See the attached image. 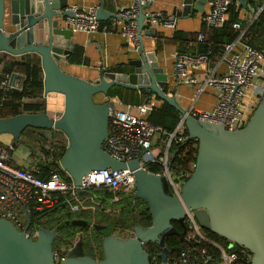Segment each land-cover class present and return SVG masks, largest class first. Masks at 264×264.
I'll use <instances>...</instances> for the list:
<instances>
[{"label":"water","instance_id":"95a60500","mask_svg":"<svg viewBox=\"0 0 264 264\" xmlns=\"http://www.w3.org/2000/svg\"><path fill=\"white\" fill-rule=\"evenodd\" d=\"M208 1L211 0H181L182 8L174 6V15L203 11ZM237 1L247 7V0ZM151 4L149 0L138 5L135 17L138 57L130 60V71L101 68L99 77L90 81L67 73L60 65L74 47L69 40L73 30L63 21L64 17L74 16L68 0H9L7 22L5 0H0V51L14 55L39 54L44 94L57 92L64 96L63 110L56 116L44 108L39 112L0 117V135L10 133L15 145L22 131L25 134H32L35 129L41 133L43 129L62 131L67 137V146L61 165L76 185L93 169L133 170L134 197L148 202L152 223L135 225L133 234L125 237L112 233V220L95 223L93 227L104 235L103 257L96 259L85 254L80 240L69 250L62 264H168L170 250L166 239L173 234L183 238L187 210L193 211L203 228L249 248L251 264H264V93L240 128L227 129L223 124L201 120L188 113L174 94L165 91L167 74L158 65L155 53L145 49L143 33L153 35L155 31L145 21L149 16L145 9ZM96 17L99 21L115 20L117 14L105 9L100 0ZM17 78L23 79L24 75L11 73L10 84L14 85ZM114 85L144 90L146 102L155 94L184 115L189 139L197 141V153L193 170L182 182L179 195L173 194L165 175L148 171L138 158L117 160L103 149V141L109 134L108 110L114 106V101H96L95 95H106ZM175 154L176 149L172 151L170 163ZM86 193L90 191L78 189L77 196ZM66 204L67 201H62L39 217ZM26 220L29 226L28 215ZM173 221H178L183 229L179 231ZM66 222L77 228L89 224L81 218ZM36 229L35 237L27 236L24 230L0 217V264H56L52 243L57 228L37 225ZM146 242L159 245V262L150 260L144 248Z\"/></svg>","mask_w":264,"mask_h":264},{"label":"built area","instance_id":"2783aa9c","mask_svg":"<svg viewBox=\"0 0 264 264\" xmlns=\"http://www.w3.org/2000/svg\"><path fill=\"white\" fill-rule=\"evenodd\" d=\"M234 1L239 3L237 0L209 1L210 6L204 17L206 30L198 31L195 40L205 41L206 31L223 26L227 21L229 7ZM145 2L147 1L134 0L129 7H119L116 11L117 17L114 21L121 22V33L135 47L139 44L135 17L139 3ZM96 8L97 6L78 8L70 5L74 16H67L64 23L73 31H96L100 25ZM263 8L264 4L252 8L246 25L238 20L232 22L231 26L236 35L231 41L224 43L215 64H210L208 52L175 53L173 76L176 81L194 86L195 98L209 88L215 92V103L211 108L199 109L192 104L186 109L188 113L201 120L223 124L227 129L240 128L246 124L264 93V50L248 43L245 32L247 25L259 16ZM147 14L149 16L145 21L150 26H176L174 14L162 11H150ZM222 63L225 64L224 69L220 68ZM10 76L11 73H4L0 79L1 89L20 88L17 81L14 85L10 84ZM102 96L103 101H108L106 95ZM154 107V100H150L138 105V112L133 113L129 108L119 107L114 102V106H110L108 110L109 134L102 147L117 160L138 158L148 171H151L149 164H155L158 170L151 172L165 175L173 194L179 195L182 182L191 173V166L194 167V163L186 166L177 163V178H173L171 174L172 151L176 149L178 154L180 147L189 140L188 133L184 131V115L180 116L173 131H166L147 118ZM13 149L14 145L9 143L0 150V217L24 230L27 236L35 237L37 233L36 227L27 225V215L30 217L34 213L48 210L61 199L69 202L72 211L79 210L81 206L70 197L78 189L107 187L129 195L135 193V177L133 170L129 168L93 169L76 185L72 178L68 181L57 169H50V176L43 178L36 173L39 166L26 168L13 164ZM50 156L45 164L55 161L63 169L61 158ZM184 224L185 233L181 239L183 244L175 256L169 252L168 264H251L252 252L249 248L231 241L223 243L213 238L199 224L192 210H187ZM159 252L152 255L154 261L160 260ZM66 258V252L54 249L56 264H62Z\"/></svg>","mask_w":264,"mask_h":264},{"label":"trees","instance_id":"16d2710c","mask_svg":"<svg viewBox=\"0 0 264 264\" xmlns=\"http://www.w3.org/2000/svg\"><path fill=\"white\" fill-rule=\"evenodd\" d=\"M263 4L264 0H247V7L244 8L249 9L251 7H258ZM242 8L243 6L240 3L234 1L229 7L227 21L221 27L209 29L208 32L206 31L207 39L198 43L197 52H208L210 57H213L215 59L218 58L222 53L224 43L231 41L236 35V32L234 31V29H232L231 26L232 22L238 20L243 25L247 24V18H243L241 16ZM100 25H104L107 30L111 29V23L108 21H100ZM263 25L264 8L260 12L259 16L247 25V29L245 32V40L258 49H263L264 47ZM195 34L196 32L188 33L187 37L191 40L194 38ZM184 35L185 33L177 30L174 32V39L179 41L182 37H185ZM68 61L71 63L86 62V59L83 56L82 47L76 45L68 56ZM0 63H2V67H0V79L3 77L4 73H13L21 70L24 74V78L22 79L20 88H0V117L12 116L22 112H39L43 110L45 108V105L42 100H24L27 97L36 98L37 96H41L42 94L43 77L40 61L31 60L16 62L7 61L6 59H0ZM114 69L117 71H121L122 67L121 65H118L114 67ZM96 95L98 96V94ZM115 95H117L121 99L123 98L122 92H113L112 88H110L106 94V96L108 97H112ZM95 100L97 101L96 98ZM98 101L103 100L99 99ZM180 116L181 114L176 108L161 100L159 105L157 107H154L149 112L147 118L153 124L162 126L166 131H173L177 123L179 122ZM184 131L187 132L186 126H184ZM196 143V140L189 139L186 144L182 145L178 151V154L175 155L173 165H176L178 163L186 166L190 163H195L197 153V145H195ZM66 146L67 142L65 141V139L60 137V135H57L56 140L54 141V143H52L49 149L46 150V153L48 155H52L53 157H55V159L61 158L62 153L66 149ZM51 164L53 165V169H57L65 179H67L68 181L71 180V177L68 175V173L64 169H62L58 163L54 161ZM149 170L156 171L158 170V167L155 164H149ZM192 170L193 169H191V172ZM36 173L43 178L49 177L50 170L48 169V164L40 165V168ZM94 189H99L104 194H106V196L102 197L101 199L97 198V196H92V198H94L96 201H99V203H97L96 205L100 206L98 212H101V216L98 219V221H100L97 223L104 224L103 222H105V220L107 221V219L109 218L107 217V215L110 210V212H113L114 214L112 217V231L120 232L126 230L132 232L134 226L137 224H141L142 226H149L152 223V217L150 214L148 202L146 200L143 203H140L138 201H134L133 198H131L134 195H130L128 199L115 201L112 200L113 197L121 193L123 194L122 191H113L107 187H92L87 190L90 191ZM77 191L73 192L70 197L73 202H77L82 207L83 204L81 202H85V200L87 199H85L84 194L78 197ZM89 194L86 193L85 195L89 196ZM62 201H64V199L59 200V203H61ZM64 207L65 205L57 206L54 210L41 217L39 216L49 209L34 213L30 216V219L31 226L37 227V225H39L47 229L57 228V235L52 243L53 249H60L61 251L68 254L69 250L76 244L77 228L74 225L67 224L66 221L75 218V215L80 216L84 214L78 213L80 212V210H82L81 208L80 210L75 212L72 211L71 208L66 210L64 209ZM83 209H85V206L83 207ZM41 218L43 219L42 225L40 224ZM173 225L178 229H182V225L178 221H173ZM205 231L207 232V234L223 243L230 241L227 238L222 237L209 229H205ZM84 232L85 235L82 242L84 253L96 259H101L103 257L102 239L104 235L91 226H86ZM130 235L126 234L120 236L125 237ZM166 244L170 250V255L175 256L179 247L183 244V241L178 235L173 234L166 239ZM100 248L101 256H98V254L96 253ZM144 248L149 252L150 260L154 262L152 260V255L160 251L159 245L152 242H146L144 244Z\"/></svg>","mask_w":264,"mask_h":264},{"label":"crops","instance_id":"0c3cea01","mask_svg":"<svg viewBox=\"0 0 264 264\" xmlns=\"http://www.w3.org/2000/svg\"><path fill=\"white\" fill-rule=\"evenodd\" d=\"M102 1L105 9L116 12L119 7H129L134 0ZM68 3L69 5H73L78 8H90L93 6H98L100 0H68ZM5 4V22H7L9 0H5ZM174 6H177V9H181V0H152L150 8L145 9V11H162L167 14H174ZM209 6L210 5L208 1L203 5V11H193L192 14H186L181 16H176L175 14L176 26L174 28L165 27L161 25H149V27L155 29L154 34L149 35L147 33H143L142 35L146 51H153L155 53L158 65L160 67H163L164 73L167 74V82L164 85L165 91L169 94H174L179 103L186 109L192 104L199 109H208L211 108L215 103V92L213 89L209 88L203 93H201L197 98H195V87L192 85L178 82L174 79L173 76L174 56L177 51H189L192 53H197V45L199 41L195 40L196 34L194 35V38L192 40H190L187 36L188 33H197L201 29L206 30L204 17L207 10L209 9ZM252 8L254 7H251L249 9L243 7L241 9V16L243 18H247L248 16H250V14L252 13ZM65 18L66 17H64L63 21H65ZM101 21L110 22L111 29L107 30L104 25H99V29L92 32H85L79 30L73 31L69 40L74 44V47L76 45L82 47L83 56L85 57L86 62L71 63L68 61V57H65L60 62V65L64 71L90 81H94L99 77V72L101 68H106L109 71L116 72L130 71V69L132 68V65L129 63L130 60L136 59L138 57L136 52L137 47L133 46L128 41V39L121 33V22L114 21L111 19H105ZM64 25L66 24L64 23ZM177 30L185 33V37H182L179 41L174 39V32ZM219 57L216 59L210 57V64H215L219 60ZM0 59H6L7 61L16 62L39 60L41 64V57L36 52H27L23 54L14 55L5 51H0ZM118 65H121V71H117L114 69V67ZM0 67H2V63H0ZM220 68L224 69L225 64L222 63L220 65ZM17 72L23 74L21 70ZM16 81L17 84L19 83L21 85L22 79L17 78ZM110 88H112L113 92H122L123 98L121 99L117 95L112 97L107 96L106 98L108 100H113L115 104L119 107L129 108V110L133 113L138 112V105L146 102L147 94L144 92V90L129 89L117 85H114ZM98 97L100 100L103 99V96L101 94H98ZM24 100H42L44 102L45 108L51 114H56L59 111H62L64 107V96L63 94L57 92H50L45 95L44 91H42L41 96H37L36 98L27 97ZM150 100H154L155 107H157L161 102V99L155 94L151 95V98L148 101ZM61 137H63V139H65V141L67 142V137L63 132L61 134ZM5 143L6 145L9 143L13 144V137L10 133H3L0 135V150L3 146H6ZM29 151L34 152L33 150ZM28 154L26 160L20 157L19 161L13 159L11 156V162L13 164L26 168L38 167L37 164L39 161H33ZM81 214L84 215H75L74 217L85 219V211H83V213ZM120 232L127 235L133 234V231L130 232L125 230Z\"/></svg>","mask_w":264,"mask_h":264},{"label":"rangeland","instance_id":"374dc122","mask_svg":"<svg viewBox=\"0 0 264 264\" xmlns=\"http://www.w3.org/2000/svg\"><path fill=\"white\" fill-rule=\"evenodd\" d=\"M95 96H96L95 98L98 101L99 100L98 96L97 95H95ZM2 144H4V143H2ZM5 145H6V143H5ZM195 145H197V143ZM34 147L35 148L33 151L35 153L30 152L27 147H25L22 144L17 142L14 149L12 150V153H11L12 158L19 161V158L21 157L24 160H26L27 154L29 153L28 155L31 157V159L33 161H35V162L36 161H44L45 160L44 157H46V155L44 153V149L41 150L37 145ZM35 162H34V164H35ZM191 169H193V166H191ZM171 174H172L173 178H177L178 170L176 169L175 165H173L171 167ZM134 189H135V187H134ZM90 191H91V193L89 194V196L84 194L85 199H87V200H85V202H81L83 204L81 207L82 210H80V212H78V213H82L83 211H85V220L88 221V223H89L87 225L93 227V225L95 223L100 221V220L98 221V219L101 216V214H100L101 212L100 211L98 212V210L100 209L99 208L100 206L96 205L97 203H99V201H96L94 198H92V196H97V198L101 199L102 197H105L106 194H104L99 189H94V190H90ZM84 206H85V209H83ZM108 210H109V208H108ZM110 211L108 212V215H107V217H109V218L107 219V221L105 220V222H103L104 224L109 222L110 220H112V217L114 214H113V212H110ZM97 212H98V214H97ZM112 233L115 235H126V234H123L122 232H118V231H112ZM100 252H101V248L98 249V252L96 254H98V256H101ZM102 252H103V250H102Z\"/></svg>","mask_w":264,"mask_h":264},{"label":"flooded vegetation","instance_id":"af4514ba","mask_svg":"<svg viewBox=\"0 0 264 264\" xmlns=\"http://www.w3.org/2000/svg\"><path fill=\"white\" fill-rule=\"evenodd\" d=\"M49 131H51V132H49ZM61 134H62V131L57 130V129H52V130H48V131L43 129L42 133L39 132L37 129H35V130L32 131V134H25L24 131H22L21 134H20V138H19V140H17V142L22 144L23 146L27 147L29 150H34V148H35L34 146H36V145L41 150L44 149V153H45L46 157H44L45 158L44 161H39L38 162V166L40 167V165H47V164H45V161H46V159L48 157H51V156L46 153V150L49 149V146H51L52 143H54V141L57 138V135H60V137H61ZM52 162H54V161H49L48 162V169L49 170L53 169V165L51 164ZM87 194H89V193H87ZM129 196H130L129 194H126V193L123 192V194L121 193L119 195L114 196L112 200H115V201L116 200H125V199H128ZM131 198H133L134 201H138L140 203H143L145 201V200L140 199V198H135L134 196H132ZM64 209H66V210L70 209L69 202H67V204L65 205ZM75 218H77V217H75ZM40 221H41L40 224L42 225L43 224L42 223L43 219L41 218ZM86 226H88V225H84L81 228H77V226H75L77 228V230H76V233H77L76 243L78 241H80V240L83 242L84 235H85L84 234L85 233L84 229H85ZM182 229H183V227H182ZM182 229H178V230L181 231ZM152 260L154 261L153 258H152ZM159 261H154V263H157Z\"/></svg>","mask_w":264,"mask_h":264}]
</instances>
